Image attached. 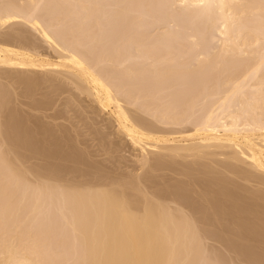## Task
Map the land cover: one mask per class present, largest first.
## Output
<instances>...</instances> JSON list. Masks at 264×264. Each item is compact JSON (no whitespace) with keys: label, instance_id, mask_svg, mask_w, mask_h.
Returning <instances> with one entry per match:
<instances>
[{"label":"bare ground","instance_id":"obj_1","mask_svg":"<svg viewBox=\"0 0 264 264\" xmlns=\"http://www.w3.org/2000/svg\"><path fill=\"white\" fill-rule=\"evenodd\" d=\"M48 1L0 0V264H65L68 257V264H198L205 256L208 240L224 245L231 239L226 237L231 223L247 232L249 224L256 223L252 226L258 225L257 229L260 223L261 230L264 0H159L162 9L168 8L172 13H164L168 19L179 13L189 20L191 27L203 21L197 35L190 32L191 45L185 44L189 51L199 47L206 37L213 42L221 37L222 64L229 61L226 56L230 55L236 61L245 60L243 55L254 60L252 72L249 68L250 73L243 69L242 76H236L238 72L229 73L230 77L225 74L227 78L219 79L221 83L208 77L198 78L208 65L212 66L208 51L202 58L197 57L199 53L191 56L193 50L178 51L180 48L174 42L183 32L179 24L178 29L174 25V32L158 34L161 37L151 45L143 43L145 39L150 43L147 37H152L146 31L134 33H138L140 40H135L132 33H120L112 40L117 33L114 23L126 25L130 20L128 0H63L69 7L78 5L74 19L84 15L79 19L86 20V24L68 21L71 15L68 19L61 15L65 21L57 19L52 13L66 8L58 3L62 0L55 1L59 6H53L54 0ZM159 8L155 12L161 18ZM149 9H142L144 12L135 18H142L138 19L142 23L152 15ZM44 12L47 15L43 16ZM215 21L221 24L212 35L207 30ZM21 23L29 26L46 43V48L33 39L32 31L33 35L16 27ZM11 27L12 31L5 30ZM3 68L7 70L2 72ZM15 96L20 103V115L16 108H11ZM87 98L96 106L92 109L90 104L91 108L83 105L84 113L94 127L100 126L94 130L90 123L93 129L89 127V136L97 141L98 149L94 152L91 149L95 145H89L87 137L81 139L83 135L73 118L64 113L68 109L75 112L69 105H82ZM100 111L109 115L108 119L102 115L100 121ZM95 114L98 116L93 117ZM37 118L58 122L54 123L56 132L49 123L46 125L48 121L42 123ZM86 120L89 119L84 120L89 126L90 121ZM59 121L72 122L75 129ZM127 147L139 152L132 154L136 157L131 159L134 164L127 157L118 156L126 153ZM101 151L105 160L92 159L91 155L98 159L97 152ZM27 152L33 156L28 157ZM112 152L118 153V157L114 155L116 162L125 163L132 172L144 169V174L135 175L130 170L127 173L126 168V174L125 169L122 174L117 173L114 165V170L109 167L112 162H107L108 166L100 162H106V154ZM109 158L115 162L113 155ZM33 161L37 166L30 165ZM165 171L172 177H183V181H179L180 177L166 181ZM34 222L38 227L32 228ZM47 223L51 227L43 230ZM210 225H216V229L212 227L216 232L209 231ZM236 230L233 231L238 238L237 227ZM233 231L230 234L235 236ZM48 236L57 239L56 245L61 243L62 248V243L74 241L72 246L75 244L76 249L66 244L69 250L64 247L63 252L69 254L66 257L61 253L59 257L54 245L49 246L53 243ZM253 237L264 247V230ZM237 242L234 243L240 248ZM242 252L238 257H242ZM247 258L244 262L250 257ZM258 262L252 261L262 264Z\"/></svg>","mask_w":264,"mask_h":264},{"label":"rangeland","instance_id":"obj_2","mask_svg":"<svg viewBox=\"0 0 264 264\" xmlns=\"http://www.w3.org/2000/svg\"><path fill=\"white\" fill-rule=\"evenodd\" d=\"M49 1H50V0H49ZM49 1H48V2H49ZM55 1H56V0H54V5H53V6H59V5H55V4L61 3V5L63 6V9L66 8L65 10H67V11L65 12V10H62V9H61L62 11H61V10H59V11H54V8H52V11H54L55 13H54V12L52 13V12L49 11V12H48V13H49L48 15H50L51 13H52L53 15L55 14V15L58 16L57 19H61V15H63L65 18L68 19V16L71 15V16H70L71 19L69 18L68 21L72 20V23H73V21L75 20V21H74V24H83V23L86 24V23H85V22H87L86 20L83 21L82 19H79V18H82L84 15H82V16H80V17L74 19V18L76 17V15H77L75 12L78 11V10H76V9H79L78 5H76L77 7H74L75 4H73L74 6L71 4L70 7L72 6V8H74V9H72V8L70 9V7H69V3H66V2H64L63 0H62V2H58V0H57L58 3L55 2ZM60 1H61V0H60ZM136 1H137V2H135V0H128V3H129V5H130V14H131L130 20H129V22H126V23H125L126 25H122L123 22H116V23H114V24H115V29H114V27H113V30H114L115 32L117 31V33H116V36H115V33L113 32V33H114L113 38H115V39H112V40H116L117 35H119L120 33H129V35H130V33H132V35L134 36V38H136L135 40H140V38H139L140 36H138V33H139V32H142V31H146L145 33H147L148 36H151L150 34H152V37H147V36H146V37H147V41H150V43H149V42H146V39L144 40L145 42L143 41V43H145V45H147V44L151 45L153 42H156V41H155V40H157L156 38H160L163 34H164V35L167 34V31H169V32L171 33L173 30H176V28H177L176 26H177V24H179V27H180V28L183 27L182 30H181V31H183V32H180L181 34H180V33L178 34V38H177L178 40L175 39L177 36L174 38V39L176 40V41L174 42V44H176V46H179V48H180L178 51H181V48H182V52H186L187 50H188V52H192L191 50H193V53H191V56L194 55V57H195V56H197L198 53H199V56H197L198 58H202V57H204V56H207V54H208L207 51H208V52H209V54H208V56H207L208 58L211 57V58L213 59V58H215L214 55L216 56L215 59H213V60L211 59V61L209 60V63H211V62L213 61L214 63L217 62V64H218L219 62L221 63V62L223 61V58H220V55H219V54H222L221 57L224 56V55H223V52H224V51H222V49L220 48V47L222 46V45H220V43H223V41H222L223 38L220 39L221 37H219L220 40L218 39L219 42H218L217 39H216L217 41L213 42L212 40H210L211 38L209 39V37H206L207 40H205V39H206V38H205V39H203V42L200 41V45H199V47L191 48V50L189 51L188 47H190V45H191V43L189 42V41H190V32H192L191 34H195V35H197V32H198L199 30L202 29L201 26L203 27V21H200L201 23L198 22L197 24H195V26L192 25L193 27H191V25H190V23H189V20L186 19V18H184V17H182L181 14H179V13H173V16H172L173 19H172L171 17H169L171 20L168 19V15L170 16V15H172V13L168 12V8H166L167 10H165V9L163 8V9H164V10H163L162 7H161V5H160V3L162 4V2L159 3V0H158V2H157V0H154L156 3L153 2V0H151V1L149 0L150 3H149L148 1H146V0H136ZM141 1H143V2H141ZM51 2H53V1H50V3H51ZM146 2H147V3H146ZM46 3H47V2H46ZM46 3H45V8L47 9V8H48V7H47L48 5H47ZM72 3H73V2H72ZM134 3H135V4H134ZM158 3H159V4H158ZM52 4H53V3H52ZM136 4H137V5H136ZM140 4H142V5H140ZM150 4H153V6H155V7L151 6V7H153V8H152V9H149V8H151V7H149ZM156 4L158 5V7H160V8H159V13L161 14V18H160V15L158 14V11L155 12L156 10H158V9H157L158 7H156V6H157ZM43 5H44V4H43ZM49 5L51 6V4H49ZM120 5H121V4H120ZM147 5H148V9H149V11H152V12H153V13L150 12V13H152V15H151L152 18H151V16H150L149 18L147 17L148 19H147V18H145V19L143 18V19H144V21L142 22L143 25H142V27H140L141 24H142V23H141V21H142L141 19H142V18L140 19V17H138V19L141 20V21H140V20H138V19L135 18V17L138 15L139 12H142V11L144 12V10H145V12H146V10L148 11V9L145 8ZM135 6L137 7V9H136ZM141 6H142V7H141ZM143 6H144V7H143ZM42 7H43V11H44L45 8H44V6H42ZM60 7H61V6H60ZM60 7H59V8H60ZM55 8H56V7H55ZM134 8H135V9H134ZM140 8H141V9H140ZM154 8H155V10H154ZM40 9H42V8L40 7ZM57 9H58V8H56L55 10H57ZM69 9H70V10H69ZM142 9H144V10H142ZM161 9H162V11H161ZM47 10H48V9H47ZM50 10H51V9H50ZM139 10H140V11H139ZM70 11H71V12H70ZM72 11H74V13H73ZM176 11H178V10H176ZM179 11H180V10H179ZM61 12H62V13H65V15L62 14ZM83 12H84V11H83ZM143 12H142V13H143ZM161 12H162L163 14H162ZM56 13H57V14H56ZM69 13H70V14H69ZM72 13H73V14H72ZM98 13H99V12H98ZM164 13H167L168 15H166V14H164ZM169 13H170V14H169ZM43 14H45V12L42 13V15H43ZM139 14H140V13H139ZM156 14H157V15H156ZM45 15H47V12H46ZM74 15H75V16H74ZM100 15H101V14H99V17H100ZM43 16H44V15H43ZM50 16H52V15H50ZM72 16H74V17H72ZM154 16H155V17H154ZM162 16H163V17H162ZM174 16H175V17H174ZM45 17H46V16H45ZM48 17H49V16H48ZM53 17H54V16H53ZM53 17H52V18H53ZM64 17H63V18H64ZM153 17H154V19H153ZM156 17H157V18L159 17L160 20L156 21V20H157ZM65 18H64V19H61V20H64V21H65V20H66ZM72 18H73V19H72ZM150 18H151V19H150ZM159 18H158V19H159ZM174 18L177 19V20H176L177 23H174ZM48 19H49V18H48ZM53 19H54V18H53ZM57 19L55 18L54 21L56 22ZM149 19H150V20H149ZM165 19H166V20H165ZM145 20H146V21H145ZM151 20H152V21L155 20V21H154V24H156L155 22H157L158 25L156 24V25L154 26V24H153V22H152ZM167 20H168V21H169V20H170V21L173 20V21H172V22H170V21H169V22H166ZM178 20H179V21H178ZM64 21H62L61 23L63 24ZM79 21H80V23H79ZM137 21H138V22H137ZM139 21H140V22H139ZM149 22H151V23H149ZM165 22H166V23H165ZM215 22H216V23H215ZM215 22H214V24H213V27H212L211 29L207 30V32H209V33H210V32H211V33L213 32V33H214L215 30H216L217 28H219V25L221 24L220 21H219L220 24L218 23V21H215ZM72 23L70 22V24H71L70 27L73 28ZM139 23H140V24H139ZM144 23H145V25H144ZM169 23H170V24H169ZM65 24H66V22H65ZM152 24H153V26H152ZM66 25H67V24H66ZM106 25H107V24H106ZM116 25H117V26H116ZM139 25H140V26H139ZM146 25H147V26H146ZM174 25H175L176 28L174 27ZM183 25H184V26L187 25L188 27H187V26L184 27ZM121 26H122V27H121ZM124 26H125V27H124ZM127 26H128V27H127ZM143 26H144V27L146 26L145 29H142V28H144ZM16 27H18L19 29H22L23 31H26V33H28V30H29V32L32 31V32L34 33V35L36 34L32 29L30 30V27H29V26H27V25H23L22 23L19 24V25H17ZM55 27H56V26H55ZM66 27H68V26H66ZM108 27L111 28L112 26H108ZM123 27H124V28H123ZM189 27H190V28H189ZM126 28H127V29H126ZM138 28H139V29H138ZM184 28H187V29L185 30ZM194 28H195V29H194ZM13 29H14V28L11 27V29L7 28V29H5V30H7L8 32H10V31H12ZM65 29H67V28H65ZM125 29H126V30H125ZM140 29H141V31H140ZM154 29H155V30H154ZM172 29H173V30H172ZM177 29H178V28H177ZM127 30H128V31H127ZM151 30H152V32H151ZM153 30H154V31H153ZM157 30H158V31H157ZM164 31H165V32H164ZM188 31H189V32H188ZM32 32H31V33H32ZM136 32H138L137 35L134 34V33H136ZM173 32H174V31H173ZM193 32H194V33H193ZM207 32H206V33H207ZM33 33H32V35H33ZM156 33H157V34H156ZM213 33H212V35H213ZM153 34H154V35H153ZM158 34H160L161 36L158 37V36H157ZM30 35H31V34H30ZM155 35H156V37H155ZM188 35H189V37H188ZM201 35H202V34H201ZM180 36H181V37H180ZM198 36H200V35H198ZM146 37H143V38H146ZM186 37H187L188 39H187ZM34 38H35V40H36L38 43H40V45H43L44 47L46 46V43H45L43 40L39 39V36H38V35H35V37L33 36V39H34ZM37 38H38V39H37ZM148 38H149V39H148ZM152 39H153V40H152ZM179 40H180L181 42H180ZM200 40H201V39H200ZM223 40H224V39H223ZM182 41H184V42H182ZM172 42H173V41H172ZM177 42L179 43V45H178ZM182 44L184 45V47H183ZM185 44L188 45L187 48H185V47H186ZM189 44H190V45H189ZM218 44H219V45H218ZM172 45H173V44H172ZM180 45H181V46H180ZM173 46H175V45H173ZM176 46H175V47H176ZM217 46L219 47V49H217ZM200 47H201V48H200ZM211 47H212V48H211ZM253 47H254V46H253ZM255 47H257V46H255ZM45 48H46V47H45ZM133 48H134V46H133ZM133 48H132V50H133ZM177 49H178V48H177ZM184 49H186V51H184ZM162 50H163V49H161V51H162ZM215 50H216V51H215ZM204 51H206V52H204ZM214 51H215V52H214ZM217 51H218V52H217ZM221 51H222V52H221ZM200 53H201L202 55H201ZM213 53H214V55H213ZM189 54H190V53H189ZM195 54H196V55H195ZM210 54H212L213 57L210 56ZM201 56H202V57H201ZM230 56H231V57H230ZM230 56H229V57L226 56L227 60H229L228 62H230V63L225 62V63H223V64L221 63L220 66H219V65L216 66V65H213L214 63L212 62V66H213V67H212L211 64H210V66H211V70H210V66L208 65L207 69L205 70V73H203V74H200V73L196 74V75H199V74H200V76H198L199 80H200L202 77H206V78L208 77L207 79L210 78V80H212V81H214V82L216 81V82L221 83V80H219V79L222 78V81H223V78H224L225 74H226L227 77H228V75H229V77H230V74H232L233 72H234L235 74H237L236 72H238V74H240V72H241L240 75L237 74L236 76H242V74L244 75L245 72H246V74H248V72L250 71L251 66H252V64H253L252 62L254 61V60L251 61V60H252L251 56H249V55L244 56V55H243V58H246V57H247V58H249L250 61L246 58L245 60H237V61H239V63H237V61H236V57H234L233 55H230ZM248 56H249V57H248ZM197 57H196V58H197ZM241 57H242V56H241ZM208 58H207V59H208ZM221 59H222V60H221ZM203 61H204V59H203ZM235 61H236V62H235ZM242 61H245V63L242 62ZM232 62H233V63H232ZM209 63H208V64H209ZM235 63H236V64H235ZM247 63H248V64H247ZM226 64H228V66H227ZM230 64H231V65H230ZM239 64H241V65H239ZM195 65H196V64H195ZM223 65H225L228 69H226V67L224 68ZM233 65H234V66H233ZM242 65H243V66H242ZM244 65H245V67H244ZM246 65H247V69H246ZM215 66H216V67H215ZM221 66H222V68H220ZM217 67L220 68V69H217ZM237 67H239V68H237ZM195 68H196V66H195ZM197 68H198V67H197ZM208 68H209V69H208ZM212 68H213V70H212ZM215 68H216L218 71H217ZM232 68L235 69V70H233ZM249 68H250V69H249ZM236 69H237V70H236ZM240 69H242V71H241ZM243 69H245V72L243 71ZM248 69H249V70H248ZM4 70H7V69H4V68H3V71H2V72H4ZM214 70H215V71H214ZM229 70H230V72H229ZM239 70H240V72H239ZM246 70H248V71H246ZM252 71H253V70L251 69L250 72H252ZM12 72H14V71H12ZM206 72H207V76H206ZM210 72H211V74H210ZM224 72H225V73H224ZM250 72H249V73H250ZM222 73H223V77H222ZM229 73H230V74H229ZM219 74H220V77H218ZM196 75H195V76H196ZM209 75H210V76H209ZM213 75H214V76H213ZM215 75H216V76H215ZM217 75H218V76H217ZM233 75H234V74H233ZM233 75H231V76H233ZM226 76H225V77H226ZM234 76H235V75H234ZM212 77H213V78H212ZM217 77H218V79L216 80ZM227 77H226V78H227ZM226 78H225V79H226ZM216 82H215V83H216ZM65 96H66V94H65ZM67 96H68V94H67ZM11 98H12V97H11ZM89 99H90V98H87L86 101L83 102L84 104L82 103V105L80 104L79 106L76 105V104H73V106L69 105V107H74V109H76V111L78 110V111H77V112H78V116H79V113L82 112L81 109H83V112H82L83 115H82V113H81L83 119L81 118V116H80V119H79L78 116H77L76 111H75V112H74V111H73V112H72V111H69L70 109H68V110L65 109L66 112H64V113L68 114V115H66V116H68V117L71 116V117L73 118V120H72V119H71V120L74 122V125L76 124V126H77L76 128L78 129V132H81V134L83 135V137H82L81 139L87 137L86 139H87V141L89 142V145H90V144H92V146L95 145L94 147H92V148H94V149H91V151H93V150L98 149V148H97L98 146H96L97 141L94 142V141L92 140V138H91V137H93V135L89 136V134L91 133V132L89 131V127L91 128L92 121H91L90 118L87 116V114L84 113V108H82L83 105H86V106H88V107L91 105V106H92V109H95L94 107H95L96 105L93 104V103L90 104V102H92V99H90V100H89ZM13 100H14V98L12 99V101H13ZM88 101H89V103H88ZM63 102H64V100H63ZM60 103H61V102H59L58 104H60ZM89 104H90V105H89ZM19 105H20V103H19V101H18V96H15V101H14V104L11 106V108H12L13 110L16 108V109H17V112H16V113H18V108H19L18 106H19ZM14 106H15V107H14ZM62 106H63V105H62ZM80 106H81V107H80ZM91 106H90V108H91ZM93 106H94V107H93ZM9 107H10V106H9ZM63 107H64V106H63ZM63 107L61 108V106H60L59 108H61L62 110H64ZM64 108H65V107H64ZM80 108H81V109H80ZM16 109H15V110H16ZM15 110H14V111H15ZM65 110H64V111H65ZM80 110H81V111H80ZM67 111H68V113H67ZM79 111H80V112H79ZM30 112L33 113V114H36V115L39 114L38 112L36 113V112H34V111H30ZM19 113H20V112H19ZM19 113H18V114H19ZM23 113L25 114L26 112H23ZM74 113H76V115H75L76 117L74 116ZM98 113H99V111H98ZM21 114H22V113H21ZM84 114H85L86 116H85ZM19 115H20V114H19ZM39 115H40V114H39ZM88 115H89V114H88ZM102 115H103V118H104V119H108V117H109V115H106L105 112L100 111V115H99V116H100V121H101V119L103 120ZM37 116H38V115H37ZM89 116H91V115H89ZM92 116H93V117H96V116H98V115L95 114V115H92ZM39 117H40V116H39ZM87 117H88V118H87ZM40 118H41V117H40ZM40 118H39V119H40ZM37 119H38V118H37ZM39 119H38V121L42 122V119H43V118H42L41 120H39ZM85 119H89V120H86V121H90L89 124H90V123H91V124H90L89 126L87 125L88 123L84 121ZM48 120H49V119L45 118V119L43 120L44 122H42V123H46V121H48ZM80 120H81V121H80ZM82 120H83L84 122H82ZM50 121H52V120H50ZM60 122H61V123H64V124H69V122H64V121L62 122V121H59V123H60ZM48 123H49V125H51L50 127L53 129L52 131H55L54 128H55V126H56L57 124H54V123H58V122H53V121H52V122H49V121H48V122L46 123V125H48ZM50 123L54 124V126H53L52 124H50ZM71 123H72V122H71ZM71 123L69 124V126H72L73 123H72V124H71ZM85 123H87V124L85 125ZM28 125H29V124H28ZM65 126L67 127V125H65ZM69 126L67 127V129H71V127L69 128ZM87 126H88V130H87V128H86ZM92 126H93V124H92ZM56 127H57V126H56ZM74 127H75V126H72V128H74ZM93 127H94V126H93ZM97 127H100V126H99V125H98V126L96 125V127H94V130H95V128L97 129ZM74 129H75V128H74ZM77 129H76V130H77ZM91 129H93V128H91ZM99 129H100V128H99ZM88 131H89V132H88ZM55 132H56V131H55ZM55 132H54V133H55ZM55 134H56V133H55ZM74 134L76 135V133H74ZM94 137H95V134H94ZM101 137H102V136H101ZM101 137H100V138H101ZM88 142H87V143H88ZM81 146H83V145H81ZM127 149H128V150H127L128 152H127V151H126V153L123 152V153H124V154L122 153L123 155H122V154L119 155L118 153H116V155L118 154L119 157L123 156L122 159H124V156H125V157H127V158H125V159L128 160V161H129V160L131 161V159H133V158L136 159V157H134V155L139 154L138 150H137V151H135V150L133 151V148H130V147H127ZM93 152H94V151H93ZM93 152H92V153H93ZM27 153H28V157L33 156L30 152H27ZM29 153H30V154H29ZM102 153H103L102 151H101V152H97V154L100 155V157H99L98 159H97L98 156H97V157H94L93 155H91V157H93L92 159L95 158L96 160H99V159H100V160H101V159H104V160H105V158H104L105 156L103 155V154H105V153H103V154H102ZM135 153H136V154H135ZM33 154H34V153H33ZM101 154H102V155H101ZM132 154H134V155L132 156ZM30 155H31V156H30ZM106 155H108V156H106V157H108V158H109V157H112V155H113V158H114V160H115V157H114L115 153L112 152V155H109V154H106ZM116 155H115V156H116ZM34 156H35V154H34ZM118 156H116V157H118ZM132 157H133V158H132ZM108 158H107L108 161L106 160V162H105V161L103 160V161H100V162H103L104 165H107V162H108V165L112 162V163L109 165V167H110L111 165H114V167H116V168H114V169H116V172L118 171L117 173H121V172H123L122 170L125 169V168L127 169V166L125 165V163H123V164H124V165H123V164H121V163H119V162H116V160H115V162L112 161L113 159L110 161V160H109L110 158H109V159H108ZM128 158H129V159H128ZM95 159H94V160H95ZM134 159H133V160H134ZM133 160L130 162V164H134ZM180 160H181V159H180ZM180 160H179V161H180ZM109 161H110V162H109ZM181 162H182V160H181ZM36 163H37V162H36ZM36 163L33 161V162H31L30 165L35 166ZM114 163H119V164H114ZM120 164H121V165H120ZM108 165H107V166H108ZM136 165H137V164H136ZM36 166H37V165H36ZM117 166H119V167H117ZM121 166H124V167L120 168ZM125 166H126V167H125ZM110 168L113 169V166H111ZM117 168H120L121 171H120V169H117ZM114 169H113V170H114ZM126 169H125V171L123 172V174H126ZM131 169H132V168L129 167V168L127 169V173H128L129 170L132 172ZM135 171H136V172H135ZM131 172H129V173H131ZM143 172H145L144 169H143V170H142V169H138V170H134V171L132 172V174H135V175L144 174ZM165 172H166V171H165ZM165 172H164V173H165ZM166 173L168 174L169 172H166ZM171 173H172V172H171ZM121 174H122V173H121ZM167 174H166V176H168V178H167V177L165 178L166 181H167L168 179H170V178H176V177L179 178V177H180V176H178L177 174H174V173L171 174V175H173V176H174V175H177V176L172 177V176L169 175L170 173H169L168 175H167ZM169 176H170V177H169ZM200 177H201V175H200ZM177 178H176V179H177ZM182 179H183V177H180V180H179V179H177V180H179V181H183ZM165 180H162V182H164ZM203 216H204V217H207L208 215H207V216H206V215H203ZM34 224L36 225L37 222H34ZM34 224H32V225H33L32 228H34V227H35V228L38 227V226H37L38 224H37L36 226H34ZM253 224H256V223H252V225H253ZM257 224H258V223H257ZM261 224H262V223H261ZM45 225H46V226L43 225L44 227L42 226V229L44 228L43 230L48 229V228H46V227H47V226H50V225H48V223L45 224ZM235 225H236L237 229L239 230V231H238V238H237L236 233H235V232L237 231V230H236V227H235V228H232V227H234ZM252 225L249 224V225H248L249 227H248V228L246 227V228L249 229V230H250V229H255V232H253V233H256V234H253V233H252L253 230H250V232H251V234H252V235H251L250 233H248L249 230H248V232H247L246 229L244 230V229L242 228V231H244V232H242V231H240L241 229H239L240 227L237 226V224H233V226H232V223H231V224L228 226V227H231V228H228V227H227V229L229 230V233H228V234H229L230 236H229L228 234H226V237L228 236V237L231 238V239L228 240V241L226 240V241H227V243L230 241L228 244H230L231 241H232L231 245L234 246V244H235V247H233V246H231V245H228L227 243H224V245H223V242H215V240H208L209 242H208V241H207L208 243L206 242V243H207V244H206V249H205V251H204V255H205V256H203V258L201 259V261H200L198 264H205V263H206V264H218L217 262H219V261H218L219 259H220V261L222 260V262H219V264H238V263H240V264H247V263L250 264V263H252V261H253L254 263H256V262L259 261V259H260V260H261V258L264 259V250H263L264 247H262L260 244H258V243H260V241H259V242H257V240L255 241V239H254V237H253V236L257 235V233L260 234L261 230H264V229H263L264 226L261 225V227H262V226H263V227H262L261 230H260V229H259V228H260V223H259V228L257 227V229H256L255 227L258 226V225H254V227H253ZM210 226H211L210 228H209V226H208L209 229H211L212 227H214V228L216 229V225H214V226L210 225ZM50 227H51V226H50ZM238 227H239V228H238ZM250 227H251V228H250ZM214 228H212V230H209V231H210V232H216V230L213 231ZM231 229H232V230H231ZM234 229H235V232L233 231ZM228 230H227V231H228ZM256 230H257V232H256ZM258 230H259V231H258ZM217 231H218V230H217ZM231 231H233V233H235V234L232 233V234L235 235V236H232V235L230 234ZM245 231L247 232L246 234H245ZM240 232H241L242 235H243V234H245V235H243V237H241ZM30 234H31V233H30ZM239 234H240V235H239ZM247 234H248L250 237H248ZM29 236H30V235L27 234V237H29ZM56 236H57V235H56ZM231 236H232V237H231ZM258 236H259V235H258ZM48 237H50V236H48ZM48 237H47V238H48ZM228 237H227V239H228ZM233 237H236V238H233ZM239 237L243 238V240H245V241H243V240L240 239ZM244 237H248V238H244ZM249 238H251V239H253V240H251V239L249 240ZM48 239H49V238H48ZM48 239H47V242L49 241ZM247 239H248V240H247ZM51 240H52V241H51ZM53 240H54V242H53ZM55 240H57V239L50 237V242L53 243V244H52V245H49V246L51 247V246L54 245V251L56 250L55 252L58 251V253H60L59 257H60L62 254H63V255L66 254V255H67L68 252H65V251L63 252V250L66 248V246H65L66 244L70 246V247H69L70 249H73V250L76 249L75 244H74V246H72L74 241H73V242L71 241L72 244H71V242H69L70 244H69L68 242H66V243H64V244L62 243L63 248L65 247L64 249L62 248L61 243H60V245L57 244L58 247H59L58 249H60V252H59V250L57 249V247H56V249H55V245H56V243L58 242V241L56 242ZM71 240H72V239H71ZM262 240H263L262 242H263V244H264V238H262ZM237 241L239 242L240 245L238 244ZM250 241H251V242H250ZM254 241H255V243L253 244L252 242H254ZM234 242H237L238 247L240 246V248H237V245H236V243H234ZM243 242H244V243H243ZM245 242H246V243H245ZM262 242H261V243H262ZM48 243H49V242H48ZM48 243H47V244H48ZM51 243H50V244H51ZM58 243H59V242H58ZM221 243H222V244H221ZM241 243H242V244H241ZM256 243L258 244V246H257V245L255 246ZM225 244H226L227 246H226ZM57 245H56V246H57ZM241 245H242V246H241ZM246 245H248V246L250 245L251 248H250V246L248 247V246H246ZM223 246H224V247H223ZM230 246H231V247H230ZM244 246H245V247H244ZM260 246H261V248H260ZM263 246H264V245H263ZM67 247H68V246H67ZM74 247H75V248H74ZM232 247H233V250L231 249ZM242 247H244V248H246V249H247V247H248L247 250H246V249L244 250V251H246V252H245V255H244V258H243V255H242V254L244 253V251L242 252V250H243L244 248H242ZM258 247H259V248H258ZM61 248H62V250H61ZM69 248H66V249L69 250ZM235 248H236V249H241V252H242L241 256H242V257H240V256L238 257V255H239L241 252H239L238 250H237V252H236ZM250 249H252V250H250ZM261 249H262V250H261ZM73 250H72V251H73ZM61 251H62V252H61ZM70 251H71V250H70ZM229 251H230V252H229ZM231 251H235V252H231ZM247 251H248L250 254H249ZM74 252H75V251H74ZM74 252H73V253H74ZM238 252H239V254H238ZM61 253H62V254H61ZM232 253H233V254H232ZM236 253H237V256H236ZM246 253L248 254V256H249L250 258L248 257L249 260H245V262H244V259L247 258V257H246V256H247ZM68 254H69V253H68ZM208 254H209V255H208ZM217 254H218V255H217ZM230 254H231V255H230ZM57 255H58V254H57ZM66 255H65V256H66ZM71 255H73V254H71ZM232 255L235 257L234 259H233V256H232ZM250 255H251V256H250ZM260 255H261V256H260ZM68 256H69V255H68ZM66 257H67V256H66ZM211 257H212V258H211ZM245 257H246V258H245ZM251 257H253L254 259L251 260ZM69 258H70V257H68V259H69ZM215 258H216L217 260H215ZM237 258H240V259L238 260ZM241 258H242V259H241ZM248 258H247V259H248ZM68 259L66 258V259H65L66 261H64L63 263L66 262L65 264H68V263H69V262H68V261H69ZM213 259H214V260H213ZM230 259H231V260H230ZM263 259L261 260V261H262V264H264V262H263L264 260H263ZM210 260H211V261H210ZM212 260H213V261H212ZM234 260H235V261H234ZM240 260H241V261H240ZM255 260H256V261H255ZM215 261H216V263H214ZM237 261H238V262H237ZM249 261H251V262H249ZM261 261H259L258 263H260ZM211 262H212V263H211ZM236 262H237V263H236ZM241 262H242V263H241ZM243 262H244V263H243ZM252 264H253V263H252Z\"/></svg>","mask_w":264,"mask_h":264}]
</instances>
